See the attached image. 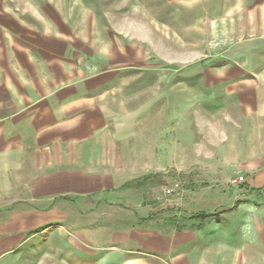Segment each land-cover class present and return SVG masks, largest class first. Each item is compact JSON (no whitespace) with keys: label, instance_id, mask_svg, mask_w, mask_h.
I'll return each mask as SVG.
<instances>
[{"label":"crops","instance_id":"1","mask_svg":"<svg viewBox=\"0 0 264 264\" xmlns=\"http://www.w3.org/2000/svg\"><path fill=\"white\" fill-rule=\"evenodd\" d=\"M1 29H6L4 24ZM0 34L5 35L0 37V264H9L16 250L57 241L56 231L63 226L53 223L62 216L74 220L71 204L60 198L66 194L87 209L98 201V216L125 223L114 241L134 246L81 249L80 256L70 249L72 255L63 264H90L97 253L99 264H264V154L244 164L258 168L254 186L259 190L231 193L226 186L210 184L183 190L175 202L167 200L178 212L176 231L167 223L138 229L136 223L147 219L135 209L137 188L149 173L167 166L171 146L165 141L175 119L168 122V113L164 118L162 112L154 125L153 99L137 102L131 96L133 102L127 103L121 86L112 81L115 73L99 71L96 63L82 59L74 64L70 57L58 58L55 39H48V52L32 54L20 36ZM253 44L260 50L248 61H262V66L248 71L246 65L240 81L233 82L239 72L228 70L203 75L194 70L192 76L203 77L209 93L219 89L230 98V117L233 104L239 122L231 124L229 117L226 126L247 128L246 139L254 137L248 140L262 144L264 35ZM235 57L232 61H243ZM166 88L159 87L161 98L169 97ZM196 91L201 94V89ZM166 109L164 103L161 110ZM11 205L18 206L7 212ZM69 234L77 246L89 244L80 232Z\"/></svg>","mask_w":264,"mask_h":264},{"label":"rangeland","instance_id":"2","mask_svg":"<svg viewBox=\"0 0 264 264\" xmlns=\"http://www.w3.org/2000/svg\"><path fill=\"white\" fill-rule=\"evenodd\" d=\"M0 31L20 36L32 54L48 52V39H55L54 55L58 58L70 57L74 64L82 59L88 65L96 63L99 71L105 68L115 73L112 81L121 86L127 103L133 102L131 96L137 102L153 99L154 125L160 122L162 112L164 118L168 113V122L176 121L165 141L171 146L167 166L149 173L144 185L137 188L135 209L147 219L136 223L138 229L146 230L150 223L158 228L167 223L176 231L178 212L175 205H167V200L175 202L183 190L209 184L226 186L231 193L259 190L254 186L258 168L244 164L261 159L264 142L248 140L254 137L246 139L247 128H228L224 122L231 115V103H227L230 98L219 89L209 93L204 78L192 75L194 70L202 71V75L203 71L228 70L239 72L233 78L237 82L246 65L248 71L262 66V61L256 64L248 60L255 59L260 50L253 43L264 35V0H0ZM247 44L249 48L244 46ZM248 52H252L250 57ZM235 56L243 61H232ZM195 81L201 94H197ZM162 84L169 97L161 98ZM164 103L169 109L163 111ZM232 106L230 119L234 124L239 120ZM182 114L185 118L180 119ZM236 172L246 173L245 182L232 187L229 178ZM166 188L171 189L170 195L165 194ZM60 198L71 204L75 222L64 221L62 216L53 223L63 226L56 231L58 239L53 245L41 243L39 248L16 250L9 264H63L62 260L72 255L70 249L80 256L81 249L115 243L134 246L133 242L114 241V234L121 233L125 223L119 218L98 216L102 208L98 201L87 209L80 199L67 194ZM17 206L11 205L7 212ZM87 217L94 220L87 222ZM69 231L80 232L89 243L83 241L87 247L70 241ZM90 258L94 261L90 264H99V253Z\"/></svg>","mask_w":264,"mask_h":264},{"label":"built area","instance_id":"3","mask_svg":"<svg viewBox=\"0 0 264 264\" xmlns=\"http://www.w3.org/2000/svg\"><path fill=\"white\" fill-rule=\"evenodd\" d=\"M244 182H245V176L243 174H240V173H237V172L235 174H232L231 177L229 178V184L232 187H237V186H239L240 184H242ZM165 194L170 195L171 194V189L170 188H166L165 189Z\"/></svg>","mask_w":264,"mask_h":264}]
</instances>
